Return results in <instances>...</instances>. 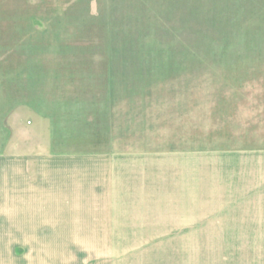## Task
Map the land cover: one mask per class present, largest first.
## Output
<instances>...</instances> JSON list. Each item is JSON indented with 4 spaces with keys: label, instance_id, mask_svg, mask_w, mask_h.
Masks as SVG:
<instances>
[{
    "label": "rangeland",
    "instance_id": "obj_1",
    "mask_svg": "<svg viewBox=\"0 0 264 264\" xmlns=\"http://www.w3.org/2000/svg\"><path fill=\"white\" fill-rule=\"evenodd\" d=\"M0 9L3 146L12 125L28 142L47 129L66 153L200 149L233 101L235 121L240 110L242 123H264V0H0Z\"/></svg>",
    "mask_w": 264,
    "mask_h": 264
},
{
    "label": "crops",
    "instance_id": "obj_2",
    "mask_svg": "<svg viewBox=\"0 0 264 264\" xmlns=\"http://www.w3.org/2000/svg\"><path fill=\"white\" fill-rule=\"evenodd\" d=\"M229 105L178 151L59 152L12 125L3 146L0 119V264H264V123Z\"/></svg>",
    "mask_w": 264,
    "mask_h": 264
},
{
    "label": "trees",
    "instance_id": "obj_3",
    "mask_svg": "<svg viewBox=\"0 0 264 264\" xmlns=\"http://www.w3.org/2000/svg\"><path fill=\"white\" fill-rule=\"evenodd\" d=\"M38 21H39V19H38V17H36V16H30V17H28V19L26 20V22H29V23H34V22H36L37 24H38ZM22 38H25L24 36H21ZM1 44V43H0ZM24 46V45H23ZM23 66H25L24 64H22L21 65V67H23ZM66 67L64 66L63 68H62V70H64ZM68 68H70L71 69V67H68ZM54 79H55V81H53V83H57V84H59L60 82H61V80H60V77L58 76V77H53ZM75 80V79H74Z\"/></svg>",
    "mask_w": 264,
    "mask_h": 264
}]
</instances>
